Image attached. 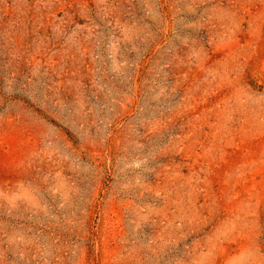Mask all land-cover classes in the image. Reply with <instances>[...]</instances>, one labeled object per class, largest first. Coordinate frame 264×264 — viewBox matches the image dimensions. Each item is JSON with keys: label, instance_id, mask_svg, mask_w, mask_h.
<instances>
[{"label": "rangeland", "instance_id": "obj_1", "mask_svg": "<svg viewBox=\"0 0 264 264\" xmlns=\"http://www.w3.org/2000/svg\"><path fill=\"white\" fill-rule=\"evenodd\" d=\"M0 264H264V0H0Z\"/></svg>", "mask_w": 264, "mask_h": 264}]
</instances>
